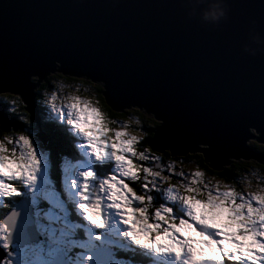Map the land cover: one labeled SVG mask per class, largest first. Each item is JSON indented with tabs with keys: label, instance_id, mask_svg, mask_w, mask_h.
I'll return each mask as SVG.
<instances>
[{
	"label": "water",
	"instance_id": "95a60500",
	"mask_svg": "<svg viewBox=\"0 0 264 264\" xmlns=\"http://www.w3.org/2000/svg\"><path fill=\"white\" fill-rule=\"evenodd\" d=\"M226 3L228 20L213 27L190 20L181 0H0V94L20 96L39 125L30 77L43 80L58 61L57 73L100 84L112 109L138 106L164 120L154 151L200 153L215 171L236 160L264 163L246 143L264 144V53L243 52L252 20L264 38V0ZM0 125L21 127L1 107ZM13 209L24 222L15 242L38 241L28 200ZM111 258L101 250L93 260Z\"/></svg>",
	"mask_w": 264,
	"mask_h": 264
},
{
	"label": "clouds",
	"instance_id": "9594fccd",
	"mask_svg": "<svg viewBox=\"0 0 264 264\" xmlns=\"http://www.w3.org/2000/svg\"><path fill=\"white\" fill-rule=\"evenodd\" d=\"M181 7L190 20L203 25L217 27L228 20L226 0H181ZM243 52L264 53V38L256 31L255 20ZM55 66L57 71L43 80L39 75L30 77L31 84L38 85L36 102L46 110L44 121L78 141L77 151L86 150L95 161L111 162L114 174L98 179L88 169L78 171L75 178H63L67 199L83 224L65 230L69 226L63 217L45 213L44 220L61 226V237L54 243H64L80 228L89 240L100 239L94 232L116 231L134 254L164 257L171 264H264V176L227 181L208 176L198 166L187 174L177 171L174 161L165 164L149 144L155 132L150 134L148 129L153 124L156 129L163 127L164 120L138 106L130 107L138 114L113 118L90 88L63 81L44 88L51 74L61 72L60 62ZM10 111L16 113L15 107ZM24 124L30 130L31 123ZM29 130L5 131L0 125V212L7 213L0 219V264H46L43 252L21 255L15 242L20 213L10 203L23 195L22 189L37 195L42 182L51 183L44 170L48 152L38 153ZM153 193H162L164 203L157 205ZM53 207L67 216L63 206ZM65 246L69 251L73 246L88 247L74 241ZM83 259L88 264L92 257Z\"/></svg>",
	"mask_w": 264,
	"mask_h": 264
},
{
	"label": "trees",
	"instance_id": "16d2710c",
	"mask_svg": "<svg viewBox=\"0 0 264 264\" xmlns=\"http://www.w3.org/2000/svg\"><path fill=\"white\" fill-rule=\"evenodd\" d=\"M55 77H62L63 79H65L68 82V85L71 84H75L78 82H82L81 84L86 87V88H90V89H94L97 93H98V98L101 102V106L102 108L108 112L110 114V116H112L113 118L119 119V120H123L125 119L128 115L130 114H138L135 112L134 109L129 110L126 109L124 111H121L119 109H112V107L108 104L106 97H104L103 95V87L102 86H98L95 85L91 82H88L86 80H80L81 78H74V77H66L60 73H55ZM51 76L49 77V82H47L46 85H44V87L49 88L50 86L52 87V83L50 82L51 80ZM82 88V87H81ZM9 94V93H8ZM13 94L7 95V97L9 99H13L16 97L11 96ZM18 101L13 103V106L16 108L18 107L19 111H16V113H12L10 111V108L12 106H10V104L2 102L0 99V106L3 109V112H5L6 115H8L10 118L15 119L16 121H18V125H20L21 127H17V130H27L29 129V126L24 124L25 122L31 123V128L30 130H33L35 132H37L39 134V132L41 133V137H34V142H36V140L40 143L41 148L43 149V146H45V148L47 149L46 151L49 152L50 155V160H51V168L50 169V175L53 176V180H59V176L63 174V168L61 165V161L64 158H69L70 157V152H72V155H76L75 149L73 147L74 142H76L74 140V138H71L69 136H67L65 134L64 131L61 130L60 127H58L57 125L53 124V123H46L44 121V116H45V112L46 110L40 105V104H36L38 105L37 108V112H38V118L40 121V124L37 125L36 123H34L31 119L30 114L27 112V110L25 109V105L23 104V102L20 99H17ZM119 111V112H118ZM20 117L24 118L21 119ZM156 127H158V125L153 124L151 128L148 129L149 133H154L156 130ZM10 128H14V127H10ZM15 129V128H14ZM154 135L151 136V138H153ZM41 140V141H40ZM149 144H150V140H149ZM251 146L253 147L254 150H256L258 153H261L264 155V145H262V143H251ZM159 155L162 156L163 158V162L168 163V162H173L175 160H192L195 158H198V163L200 164V166L207 172L209 173L211 176L216 177L217 179H225L227 181H236V180H240L243 179L246 176H251L253 177L255 176H264V163H258L257 161H242V160H236L233 161L231 163V165L225 167L223 170L221 171H215L211 168V165H209L205 159V157L203 155H199V154H188L187 156H172L171 152L168 150L166 152H160ZM86 157L84 156H80L78 155V157L76 158L78 161L85 163L86 161L91 162L90 164H92V166H96L97 170H99L98 174L101 177H107L109 174L112 173V170L114 168L113 164L111 162L109 163H103L100 161H95L94 159L88 158L85 159ZM197 161V160H196ZM209 167H208V165ZM99 168V169H98ZM256 172H262L263 174H256ZM250 177V178H251ZM130 183V182H129ZM134 188L137 187V185H131ZM139 190V189H137ZM154 197H155V203L157 205H159L160 203H163V194L162 193H153ZM19 201V199H15V201L10 202L11 205L12 204H17V202ZM13 206V205H12ZM40 213V210H39ZM6 211L2 213V216L0 215V219L3 218L4 215H6ZM40 216H44V215H39V217L36 215V220H38L40 218ZM43 225H50L51 223L48 222L47 220H44V222L42 223ZM45 237V234L43 233V238ZM123 250H127L126 246H123ZM119 257H121L122 255H118ZM149 257L152 256H146L145 258H143V261H148ZM120 264V263H119ZM144 264V263H143Z\"/></svg>",
	"mask_w": 264,
	"mask_h": 264
},
{
	"label": "rangeland",
	"instance_id": "374dc122",
	"mask_svg": "<svg viewBox=\"0 0 264 264\" xmlns=\"http://www.w3.org/2000/svg\"><path fill=\"white\" fill-rule=\"evenodd\" d=\"M51 78L52 79L50 80V82L52 83V87H55V82L56 81H63V82H65V84L68 85V82L65 79H63L62 77H57L56 78L55 74L51 75ZM80 80H86V79L81 78ZM86 81L91 82L89 80H86ZM81 83L82 82H78V83H75V84L73 83V84H71V86H80L82 88H86ZM46 84L47 83H45L44 85H46ZM93 84H95V83H93ZM44 85H43V87H44ZM95 85L101 86L100 84H95ZM52 87L50 86L49 88H52ZM96 94H97V97H98V93L97 92H96ZM7 95H10V94L0 95V99H1L2 102L10 104V106H13V103L18 101L17 99H20L22 101V99L18 95L17 96L11 95L13 97H16V98H13V99H9L7 97ZM1 109H2V107H1ZM15 109H16V111H19L18 107H16ZM129 110H132V109H129ZM2 112H3V109H2ZM27 130H29V129H27ZM29 131H30V135L33 138V141H34V137H37V139H38L39 134L37 132H35L33 130H29ZM253 133L255 135H260V134L256 133L255 130L253 131ZM76 142H78V141H76ZM76 142H74V143H76ZM255 142L258 143L256 140H250V141H248L247 144L251 145V143H255ZM34 143H35V145L37 147L38 153L48 152V151H46V150L41 148V145H40V143L37 140ZM262 145H264V144L262 143ZM193 155H195V154H193ZM199 155H200V153H199ZM242 161H244V160H242ZM174 162H175V165H176V170L177 171L184 170L186 174L188 173V171H190L191 169H193V168H195L197 166L199 168L203 169L200 166V164L198 163V158H195V159H192V160H187V161L186 160L182 161V160L178 159V160H175ZM207 162H208L209 165H211V162H209V161H207ZM165 164H167V163H165ZM209 165H208V167H209ZM49 167H50V169H52L51 168L52 166H51L50 155H49V152H48V156H47V159L45 161V169L44 170H45V176L47 177L48 181H50L51 183L47 184V183L42 182L41 190H40L39 194H37V195H31V194H29L27 192V189H22V192H23L22 196H25L26 194H29V195H26V196H30L31 199L36 203L37 211L38 210H42L43 211V213L41 215H44L45 213L51 212L53 215H58V216L62 215L64 217V213H61L59 208L53 207V205H56V204L63 205L65 211L67 212V215L68 214L75 215L76 213H75V210H74V206L70 205L71 203H69V201L67 199V196H66V193L64 191L63 178L66 175H69V176H72L73 178H75V175H76V173L78 171H84V170H88V169L93 170V169L91 167L83 166L81 163H79L77 161L76 162H73V161H70V160L64 161L62 163V168L64 169L65 174L63 176H60L59 180L57 181L56 179L53 180V176L48 173ZM95 174L97 176L96 172H95ZM112 174H114L113 170H112ZM165 174H167V173H165ZM207 174L210 177H214V176H211L209 173H207ZM256 174L258 175V174H263V173L262 172H256ZM247 177H251V176H247ZM97 178H99V177L97 176ZM56 188H59L60 190H56ZM45 196L48 197V200L52 201L51 204L48 202V200L44 199ZM2 213H1V215H2ZM79 220H81V219L79 218ZM43 222H44L43 216H40V218L37 220V224L39 226V229L41 228L42 232L45 234V237L43 238L44 241L43 242L41 241L39 244L38 243H34V244H31V245H27L24 248H33V247L39 246L40 248L43 249V254H44L45 258H46V264H48V262L50 261L49 258L54 255L55 250H57L59 248H64L65 246L61 245L60 243H54L53 242V241H58L60 239V237H61L60 235H55V230L61 231V228H59L58 224L57 223H51L50 225H43L42 224ZM67 222L73 226L76 222H78V219L70 218L69 221H67ZM22 224H24V222ZM25 226H26V224H25ZM68 226H69V228L65 229V230H70L71 229V226L70 225H68ZM53 229H54V231H53ZM105 232L106 231H104V232H94L92 235L93 236L94 235H99L100 236V239L97 240L98 243H101V242L106 243L105 237L104 238L102 237ZM107 232H108V234H106V235H108L109 237H112L111 240L118 239V232H116V231H107ZM50 233H51V236H50ZM84 235H85V232H84L83 228L76 229L75 232L70 235V237L64 238V243H68V241L76 242L75 238H78V237L84 239L83 238ZM92 241L93 242H88V243L87 242H83V241L81 242V243H84V244H86L88 246L87 250L83 249L85 251L84 254H81L82 251L80 249H76L75 252H70V251L68 252L69 257L70 258H74L76 260V262L74 264H84V259L83 258L86 257V256H89V252L90 251H92L94 249H97V248H100V244L95 242L94 239ZM73 247H76V246H73ZM118 253H122V254L128 255V258H126V259H118V258L116 259L115 258V260L113 262H110V263L106 262L105 264H107V263L108 264H116L117 262H119V263L122 262V263H125V264H143V263L144 264H171V261L169 259H167V258H164V257H149L148 261H143L142 257H146V256L139 255V254L135 255L134 253H128L126 251H118ZM134 261H138V262L135 263ZM88 264H90V263H88Z\"/></svg>",
	"mask_w": 264,
	"mask_h": 264
},
{
	"label": "snow or ice",
	"instance_id": "6c2138e0",
	"mask_svg": "<svg viewBox=\"0 0 264 264\" xmlns=\"http://www.w3.org/2000/svg\"><path fill=\"white\" fill-rule=\"evenodd\" d=\"M43 252V249L40 248L39 246L33 247V248H24L21 250V255L24 254H31V255H39L40 253Z\"/></svg>",
	"mask_w": 264,
	"mask_h": 264
},
{
	"label": "bare ground",
	"instance_id": "6f19581e",
	"mask_svg": "<svg viewBox=\"0 0 264 264\" xmlns=\"http://www.w3.org/2000/svg\"><path fill=\"white\" fill-rule=\"evenodd\" d=\"M105 93V91H104V89H103V94ZM38 106V105H37ZM255 132H256V130H255ZM255 135V134H254ZM253 161V160H252ZM208 163V162H207ZM49 247V246H48Z\"/></svg>",
	"mask_w": 264,
	"mask_h": 264
}]
</instances>
